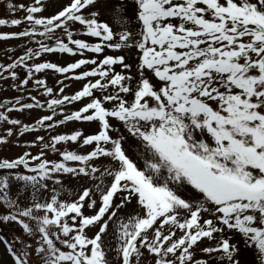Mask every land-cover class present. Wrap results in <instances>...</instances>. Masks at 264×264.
Returning a JSON list of instances; mask_svg holds the SVG:
<instances>
[{
  "label": "snow or ice",
  "instance_id": "obj_1",
  "mask_svg": "<svg viewBox=\"0 0 264 264\" xmlns=\"http://www.w3.org/2000/svg\"><path fill=\"white\" fill-rule=\"evenodd\" d=\"M8 8L24 14L0 25L25 27L0 40L26 47L0 78L30 102L0 105V146L24 148L0 157V225L11 229L0 264H112L109 251L118 264H241V249L245 264H264V0ZM42 53L78 58L33 59ZM48 72L54 86L38 75ZM72 81L84 83L65 94ZM36 106L50 114L9 115ZM65 122L91 127L50 134ZM31 130L49 139L21 145ZM69 178L74 199L62 196Z\"/></svg>",
  "mask_w": 264,
  "mask_h": 264
},
{
  "label": "rangeland",
  "instance_id": "obj_2",
  "mask_svg": "<svg viewBox=\"0 0 264 264\" xmlns=\"http://www.w3.org/2000/svg\"><path fill=\"white\" fill-rule=\"evenodd\" d=\"M13 3H27L29 0H12ZM24 13L20 10H17L16 12H12L8 8V0H0V18H17L23 15ZM102 18H107L106 16ZM25 27L24 24L20 26H12V25H0V31H19L22 30ZM57 36H60V33L56 34ZM88 38V37H84ZM38 39H42L39 38ZM42 42L47 43L46 40H42ZM30 44L34 46L35 42L29 41ZM26 47V45L23 43L22 39H15V40H5V41H0V63H10L12 59H15L17 55H20L22 50ZM75 58H78L76 56H73L71 54L65 56L64 54H43L41 57H34L33 59L37 62L43 60V59H48L52 61H57V60H73ZM90 67V66H89ZM83 70V69H81ZM25 73L21 72L20 75L23 76ZM38 75H45L47 78V82L49 86H54L55 80L58 79V76L52 74L51 72L48 73H41ZM11 78L6 77V78H0V105H5L8 103V101L17 95L22 96V101L23 102H30V97L27 96L26 92L21 93L19 89H14L11 87ZM84 83V81H72L71 83L66 82L65 86V94H71L75 90H78V88ZM27 91H31L33 95H37L39 100H47L50 99L51 97H46L43 92L40 89L33 88L31 85V82L29 85L24 86ZM79 105L76 102H73L72 105L69 106L71 110H74L76 107ZM2 110V109H0ZM45 114H50L49 110L44 107H33L30 110H11L9 115L12 118H19L24 122H31L34 119H38L39 116L45 115ZM57 118H60L59 116ZM7 123L0 121V134H4V129L8 127ZM77 127H83L86 131L90 129L91 126L88 124H79V123H74V122H65L64 126L57 125L54 127V130L50 134H56L60 132H68L71 130H75ZM46 130L45 131H40V130H31L22 137H20V142L21 145L23 144V140H30L33 139L36 135H42L45 137V140L47 141L49 139L50 135ZM70 148L76 147L74 144H69ZM24 150L23 147L15 145L14 143H6L0 146V157H13L20 152ZM32 153L35 154L37 149L35 146L32 147L31 149ZM50 158H52L50 156ZM79 182L76 181L75 179L69 178L68 182L65 185V191L62 193V196H67L72 199L75 198V195L73 194L75 189L69 187L70 185H77ZM131 207V206H129ZM127 211V210H125ZM115 225L113 224L109 228V235H111V232ZM0 231L3 232H9L11 231L10 228L4 227L0 225ZM105 240L107 242L108 237H105ZM115 247V245H113ZM109 258L112 259V264H118V261L115 259V252L114 251H109L106 253ZM248 259V255L244 252L243 249H241L239 253V260L241 261V264H245V261ZM10 257H8L4 251L3 245H0V261H9ZM148 264H151L149 261Z\"/></svg>",
  "mask_w": 264,
  "mask_h": 264
}]
</instances>
